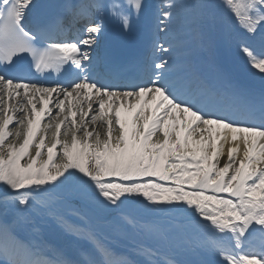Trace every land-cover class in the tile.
<instances>
[{
    "label": "snow or ice",
    "instance_id": "obj_1",
    "mask_svg": "<svg viewBox=\"0 0 264 264\" xmlns=\"http://www.w3.org/2000/svg\"><path fill=\"white\" fill-rule=\"evenodd\" d=\"M0 264H264V0H0Z\"/></svg>",
    "mask_w": 264,
    "mask_h": 264
},
{
    "label": "bare ground",
    "instance_id": "obj_2",
    "mask_svg": "<svg viewBox=\"0 0 264 264\" xmlns=\"http://www.w3.org/2000/svg\"><path fill=\"white\" fill-rule=\"evenodd\" d=\"M90 127H91V126H90ZM10 130L14 131V128H11ZM46 142H47V141H46ZM227 147H228V145L225 144V145H224L225 153H226V151H227ZM32 151L34 152V149H33ZM226 159H227L226 155H224V156H222V157L220 158V163H221V165L224 163V161H225Z\"/></svg>",
    "mask_w": 264,
    "mask_h": 264
},
{
    "label": "rangeland",
    "instance_id": "obj_3",
    "mask_svg": "<svg viewBox=\"0 0 264 264\" xmlns=\"http://www.w3.org/2000/svg\"><path fill=\"white\" fill-rule=\"evenodd\" d=\"M47 143L51 142V135L49 134L48 138H47ZM58 162V161H57Z\"/></svg>",
    "mask_w": 264,
    "mask_h": 264
}]
</instances>
